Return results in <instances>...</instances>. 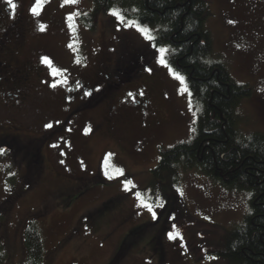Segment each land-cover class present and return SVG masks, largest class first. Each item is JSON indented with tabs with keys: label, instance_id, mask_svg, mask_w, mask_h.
Returning a JSON list of instances; mask_svg holds the SVG:
<instances>
[{
	"label": "rangeland",
	"instance_id": "rangeland-1",
	"mask_svg": "<svg viewBox=\"0 0 264 264\" xmlns=\"http://www.w3.org/2000/svg\"><path fill=\"white\" fill-rule=\"evenodd\" d=\"M18 1L28 23L45 29L31 34L32 52L23 56L40 66L30 101L16 105L13 116L0 113V126L12 123L19 134L17 140L0 138L11 143L0 148V264H27L23 236L31 221L42 235L44 264H110L130 232L144 224L139 242L118 264H228L214 252L249 214L250 192L223 187L198 169L181 170L177 182L152 177L161 149L193 138L199 113L185 78L181 83L168 66L166 47L157 51L155 30L145 27L152 37L145 39L139 25L119 11L100 14L91 30L81 18L91 14L92 0H37V16L29 10L34 0ZM208 3L212 57L236 82L252 88L237 108V127L245 136L264 134L261 0ZM122 58L132 62L118 67L124 83L111 84L101 96L94 92L90 98H99L94 106L67 115L84 94L69 99L68 93ZM135 62L146 67L139 63L136 69ZM141 70L144 75L136 77ZM112 102L128 116L109 134ZM46 138L38 171L22 148ZM125 178L132 184L126 186Z\"/></svg>",
	"mask_w": 264,
	"mask_h": 264
},
{
	"label": "trees",
	"instance_id": "trees-1",
	"mask_svg": "<svg viewBox=\"0 0 264 264\" xmlns=\"http://www.w3.org/2000/svg\"><path fill=\"white\" fill-rule=\"evenodd\" d=\"M92 3L91 14L81 18L91 30L100 14L111 11H119L125 20L139 26L153 28L155 45L166 47L168 66L185 78L191 99L199 106L193 138L159 151L158 163L151 171L153 179L177 182L181 170L198 169L223 187L250 192L249 214L225 234L214 254L228 264H264V134L245 136L237 127V108L251 96L252 88L236 82L227 66L212 57L208 0H92ZM138 73L144 75L135 72ZM90 100L76 110L94 106L99 98ZM45 142L33 139L32 147L22 148L30 165L38 171L43 164L41 150ZM10 146L11 143L0 140V148ZM145 225L130 232L110 264H118L134 248ZM23 240L27 264H44L43 239L34 221L27 224ZM3 258L0 251V263Z\"/></svg>",
	"mask_w": 264,
	"mask_h": 264
},
{
	"label": "flooded vegetation",
	"instance_id": "flooded-vegetation-1",
	"mask_svg": "<svg viewBox=\"0 0 264 264\" xmlns=\"http://www.w3.org/2000/svg\"><path fill=\"white\" fill-rule=\"evenodd\" d=\"M14 2L16 4L14 12L10 5L0 6V113L11 116L14 115L15 110H18L16 105H26L33 95L35 86L32 80L34 73L39 71L40 66L26 57L23 58V56L26 52H32V48L28 49V41L31 34L39 33V30L42 29L40 23L36 25H32L30 22L28 23V18L23 13L18 12L19 1L15 0ZM261 3L264 8V0H261ZM33 9H35V12H33ZM29 10L33 16H37L41 13L37 0H34V6ZM43 29H45V26ZM124 60L128 59L122 58L120 65L118 63L114 64L112 67L104 65L100 71L97 72L96 77L93 78L94 80H91L89 83L79 82L76 87L68 93V96L70 97L69 99H72L84 93L82 96L83 99L67 115H71L73 112L77 111L76 109L89 102L94 92L103 94L111 89V84L119 87L124 83L121 78L119 79L117 76L118 72L122 73L118 67L127 64ZM130 63L132 64L131 60H129L128 64ZM139 63L142 65V68L146 67L143 62H135L133 64L136 69L139 68ZM128 64L126 66H129ZM140 72L144 73L143 70ZM137 75L141 76L139 73L135 74L136 77H138ZM102 78H106V81H104L105 85L97 88L99 80ZM115 96L116 95H113L112 99H114ZM143 106V102H140L138 105L140 108H143ZM119 109V106L114 104V102L110 103L107 116L109 134L112 133L111 127L113 129L114 125H117L119 120L128 116L125 111L121 113ZM131 111L133 110L131 109ZM4 125L5 126H0V131H2L0 138H12L13 140L19 138L18 129L13 127L14 125L12 123L7 122ZM46 140H48V138H46L45 141Z\"/></svg>",
	"mask_w": 264,
	"mask_h": 264
},
{
	"label": "snow or ice",
	"instance_id": "snow-or-ice-1",
	"mask_svg": "<svg viewBox=\"0 0 264 264\" xmlns=\"http://www.w3.org/2000/svg\"><path fill=\"white\" fill-rule=\"evenodd\" d=\"M6 3H7L8 5L11 6V8H12V10H13V12H14V10H15V8H16V4H15L14 0H6ZM33 12H35V9H33ZM113 15H117V14L113 13ZM119 18H120L121 20H123V17H119ZM136 30H137L138 32L142 33V34L144 35L145 39L151 41L152 37L148 35V32H149V29H148V28L137 26ZM157 51H158L159 53H164V52L166 51V49L163 48V47H160V48L157 49ZM160 63H161L162 65L167 66V65L165 64V60H164V59H161V60H160ZM148 70L150 71V69H148ZM170 70H171V69H170ZM173 74L176 76V78H177L181 83H184V79H183L182 76H180V75L177 74V73H173ZM46 127H49V128H50V127H52V125L49 124V125H46ZM2 151H3V150L0 149V152H2ZM130 184H132V181H129V180H127V179L125 178V185L127 186V185H130ZM145 207H147V205H145ZM149 210L151 211V209H149ZM172 238H173V237H172V234L169 233V239H172Z\"/></svg>",
	"mask_w": 264,
	"mask_h": 264
}]
</instances>
